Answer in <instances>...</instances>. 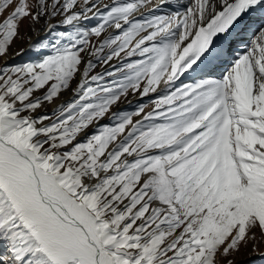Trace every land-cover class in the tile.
Here are the masks:
<instances>
[{
	"label": "snow or ice",
	"instance_id": "snow-or-ice-1",
	"mask_svg": "<svg viewBox=\"0 0 264 264\" xmlns=\"http://www.w3.org/2000/svg\"><path fill=\"white\" fill-rule=\"evenodd\" d=\"M24 20L32 58L0 65V264L264 257V0H0V59Z\"/></svg>",
	"mask_w": 264,
	"mask_h": 264
},
{
	"label": "rangeland",
	"instance_id": "rangeland-1",
	"mask_svg": "<svg viewBox=\"0 0 264 264\" xmlns=\"http://www.w3.org/2000/svg\"><path fill=\"white\" fill-rule=\"evenodd\" d=\"M89 23H94L92 21H90ZM38 28L40 27L39 25L37 26ZM20 35L23 39H17L15 41V43L12 45V48L9 52V55L6 59H0V65H2L5 61L7 60H11L14 59L12 62L8 63V65L11 64H16V63H20L22 61H26L32 58L31 56V51L27 52L24 54L25 50L27 47H29V40L28 37L31 36L32 41H36L38 38L34 37L35 35H33L30 31H29V21L28 20H24L21 25H20ZM41 37H39L40 39L43 38L44 33L41 32L40 34ZM23 50L22 54L24 55H20V56H15L16 52H19ZM30 53V55H28ZM97 71H99V69H97ZM67 99V97H65ZM130 100L132 101V104L138 103V98L135 97H130ZM119 107L121 109H127L130 108V105L125 102L123 104H120ZM107 121H102L101 123H106ZM91 131V129L89 130ZM262 248H264V245L261 246ZM235 259L239 262H241V264H264V257H258V256H252V257H247L245 250H241L240 254L237 255L235 257Z\"/></svg>",
	"mask_w": 264,
	"mask_h": 264
},
{
	"label": "water",
	"instance_id": "water-1",
	"mask_svg": "<svg viewBox=\"0 0 264 264\" xmlns=\"http://www.w3.org/2000/svg\"><path fill=\"white\" fill-rule=\"evenodd\" d=\"M35 38H36V37H35ZM28 49H29V47H27V48H26V50H25L24 54H25V53H27V52H29V50H28ZM24 54H22V55H24ZM13 60H14V59L7 60V61H5V62H4L2 65H4V64H8V63L12 62Z\"/></svg>",
	"mask_w": 264,
	"mask_h": 264
},
{
	"label": "bare ground",
	"instance_id": "bare-ground-1",
	"mask_svg": "<svg viewBox=\"0 0 264 264\" xmlns=\"http://www.w3.org/2000/svg\"><path fill=\"white\" fill-rule=\"evenodd\" d=\"M157 2V0H153V3L155 4ZM147 14V13H146ZM34 37H37V36H34ZM41 37V36H40ZM30 55V53L28 54Z\"/></svg>",
	"mask_w": 264,
	"mask_h": 264
},
{
	"label": "flooded vegetation",
	"instance_id": "flooded-vegetation-1",
	"mask_svg": "<svg viewBox=\"0 0 264 264\" xmlns=\"http://www.w3.org/2000/svg\"><path fill=\"white\" fill-rule=\"evenodd\" d=\"M31 56H32V53H31Z\"/></svg>",
	"mask_w": 264,
	"mask_h": 264
}]
</instances>
